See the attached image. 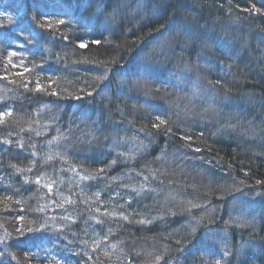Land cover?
<instances>
[{
    "label": "trees",
    "instance_id": "trees-1",
    "mask_svg": "<svg viewBox=\"0 0 264 264\" xmlns=\"http://www.w3.org/2000/svg\"><path fill=\"white\" fill-rule=\"evenodd\" d=\"M0 222V264H264V0H0Z\"/></svg>",
    "mask_w": 264,
    "mask_h": 264
},
{
    "label": "rangeland",
    "instance_id": "rangeland-1",
    "mask_svg": "<svg viewBox=\"0 0 264 264\" xmlns=\"http://www.w3.org/2000/svg\"><path fill=\"white\" fill-rule=\"evenodd\" d=\"M163 41L164 40L161 39V43ZM239 52L242 53L243 50L242 49H239ZM144 65H146V66H144L146 68H151V66H149L147 64H144ZM167 78L169 79V77H167ZM187 78L188 77L185 78L183 76L182 79H175L176 84L173 85V86H170V87H172V88H178V87L179 88L180 87L183 88V85H184V88L189 87V89H186V91L187 92L189 91V93H187L186 95L189 96V97H191L194 101L196 100L198 102H202L204 99L208 98L213 103L214 102L220 103L218 94L214 90L213 86H211L209 84L207 85V83L204 82V81L201 82V85L199 84V82H195V83H192L191 84L187 80ZM138 80H140V79L137 78L134 81H138ZM155 81H157V80L153 79L151 82L148 81L147 83H143V85L142 84L141 85H137L139 82H135V83L138 86V88H140V89L143 88L144 90H146V93H148L147 94L148 97L154 98V99L158 97V99H162L163 100V98H160V96H163V95L158 90L159 89H162V88L163 89H167V87H160L159 85L156 84ZM158 82H160V81H158ZM123 85H125V83H123ZM169 85H170V82H168V86ZM163 97H165V96H163ZM155 103H157V102L155 101ZM153 107H154V105L152 104V106H150V108L152 109ZM206 107H209V108H207L208 109L207 111H209V113H211V111H213V107L211 105H206ZM226 109H228V105H226ZM203 111H205V110H203ZM210 121H213L212 117H210L209 122ZM224 129H225V127H221L220 131L221 130L223 131ZM194 161H195V159H194ZM160 163L161 164H158V165L161 166L162 169H164L163 174H164L165 179H166V173H168V172H170L172 175H174L175 178H177L178 177V174L180 172H182L183 170H184V172H185V174L187 176H188V172L194 171V169L188 168L189 166L187 167L188 169L186 167H185V169H183L184 167H177V166H175L176 163L173 161V159L172 160H169V161H166V162L165 161H160ZM58 176H60L59 173H58V175L56 177H53V176H47V177L46 176H42V177H40V180L47 187V189L48 188L51 189V188H54V187H58V184L60 183V179H59ZM191 178L192 179H197L199 181V180L202 179V176H201L200 173H199V175H193L192 174ZM178 179H180V177ZM208 183H209V181H208ZM0 224H1V222H0ZM0 232H1V230H0ZM58 264H60V262H58Z\"/></svg>",
    "mask_w": 264,
    "mask_h": 264
},
{
    "label": "bare ground",
    "instance_id": "bare-ground-1",
    "mask_svg": "<svg viewBox=\"0 0 264 264\" xmlns=\"http://www.w3.org/2000/svg\"><path fill=\"white\" fill-rule=\"evenodd\" d=\"M222 42H220L219 44H218V46L221 44ZM227 130V129H226ZM239 136L240 135H244V133L243 132H240L239 134H238Z\"/></svg>",
    "mask_w": 264,
    "mask_h": 264
}]
</instances>
